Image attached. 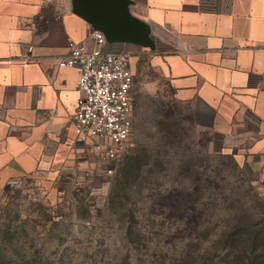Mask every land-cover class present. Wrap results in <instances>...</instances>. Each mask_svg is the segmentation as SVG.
Masks as SVG:
<instances>
[{
	"label": "rangeland",
	"instance_id": "1",
	"mask_svg": "<svg viewBox=\"0 0 264 264\" xmlns=\"http://www.w3.org/2000/svg\"><path fill=\"white\" fill-rule=\"evenodd\" d=\"M128 53L135 107L124 157L109 168L87 146L62 147L13 179L0 192V264H170L196 247L202 263L221 264L245 215L251 240L264 237L259 169L192 122L151 53Z\"/></svg>",
	"mask_w": 264,
	"mask_h": 264
},
{
	"label": "crops",
	"instance_id": "2",
	"mask_svg": "<svg viewBox=\"0 0 264 264\" xmlns=\"http://www.w3.org/2000/svg\"><path fill=\"white\" fill-rule=\"evenodd\" d=\"M147 42L107 41L112 53L152 54L194 124L243 163L264 165V0H128ZM74 0H0V192L75 143L77 68L70 41L93 48ZM32 48V51L30 50Z\"/></svg>",
	"mask_w": 264,
	"mask_h": 264
},
{
	"label": "built area",
	"instance_id": "3",
	"mask_svg": "<svg viewBox=\"0 0 264 264\" xmlns=\"http://www.w3.org/2000/svg\"><path fill=\"white\" fill-rule=\"evenodd\" d=\"M90 36L93 48L70 41L68 55L59 66L80 71V98L73 118L75 143L91 148L97 160L110 168L124 157L134 133L132 57L128 52L105 51L107 38L103 32L93 29ZM258 190L264 204V165Z\"/></svg>",
	"mask_w": 264,
	"mask_h": 264
},
{
	"label": "water",
	"instance_id": "4",
	"mask_svg": "<svg viewBox=\"0 0 264 264\" xmlns=\"http://www.w3.org/2000/svg\"><path fill=\"white\" fill-rule=\"evenodd\" d=\"M128 5V0H74L75 11L103 32L107 41L145 44L146 27L129 15Z\"/></svg>",
	"mask_w": 264,
	"mask_h": 264
},
{
	"label": "trees",
	"instance_id": "5",
	"mask_svg": "<svg viewBox=\"0 0 264 264\" xmlns=\"http://www.w3.org/2000/svg\"><path fill=\"white\" fill-rule=\"evenodd\" d=\"M193 122V118H192ZM194 123V122H193ZM164 126V125H163ZM167 136L171 139L175 138V132L173 129H165ZM177 203L181 206L189 202L185 199V195L182 192L176 197ZM197 204L198 200H192ZM238 224L234 226V233L228 236L225 243V258L221 264H264V237L259 236V233H255L253 239L250 237V230L248 228L253 227L255 224L248 216L239 218ZM251 240V242H249ZM200 249L196 247L195 250L183 251L179 257H176L170 264H215L214 259L208 260V263H202L199 260ZM164 264V263H162Z\"/></svg>",
	"mask_w": 264,
	"mask_h": 264
}]
</instances>
